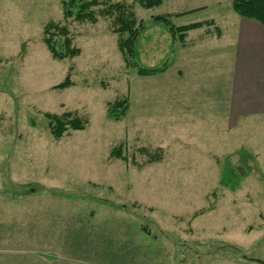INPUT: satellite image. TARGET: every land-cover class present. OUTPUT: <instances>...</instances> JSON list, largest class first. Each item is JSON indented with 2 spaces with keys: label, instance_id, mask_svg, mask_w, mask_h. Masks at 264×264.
Here are the masks:
<instances>
[{
  "label": "rangeland",
  "instance_id": "rangeland-1",
  "mask_svg": "<svg viewBox=\"0 0 264 264\" xmlns=\"http://www.w3.org/2000/svg\"><path fill=\"white\" fill-rule=\"evenodd\" d=\"M62 1L0 0V264H75L61 258H67L66 244L75 243L78 230L99 249H121L136 239V264H202L198 256L206 253L264 260V237L248 243L252 235L246 232L264 216V173L255 159L230 154L205 174L197 171L205 164H194L193 150L147 164L149 155L138 147L153 150L165 134L135 135L139 74L119 48L116 15L67 20ZM105 1L101 7L119 2L137 23L143 20L133 43L137 56L128 59L153 66L170 60L175 40L170 24L154 16L182 13L172 17L178 24L181 17L220 12L232 0H221V7L219 0H164L151 8L136 0ZM50 21L68 26L79 55L53 57L44 40ZM55 40L64 51L62 37ZM68 73L74 85L55 89ZM127 95L128 109L115 120L108 103ZM76 110L90 120L87 128L56 139L44 113ZM120 144L127 161L111 156ZM70 204L82 209L66 217Z\"/></svg>",
  "mask_w": 264,
  "mask_h": 264
},
{
  "label": "crops",
  "instance_id": "crops-1",
  "mask_svg": "<svg viewBox=\"0 0 264 264\" xmlns=\"http://www.w3.org/2000/svg\"><path fill=\"white\" fill-rule=\"evenodd\" d=\"M233 1L215 14L187 20L181 17L182 22L178 24L172 20V16L170 20L176 29L171 32L176 42L174 40L169 46L170 60L162 65H153L165 67L158 73H138L135 135L137 137L139 134L148 135L158 131L165 134L164 141L155 145L153 150L145 145L138 147L139 151H150L158 157L155 161L148 159L147 164H163L170 155L180 156L182 151L183 155L188 156V151L193 150L192 153L196 151L198 155L194 164H205L197 168L203 174L208 171L205 169L207 166H221L222 158L232 154L241 159L244 156L246 159L254 158L263 175L264 25L256 19L238 14L234 10ZM218 2L221 7V0ZM207 7L205 5V9ZM197 23L201 25L184 32L177 31L178 27ZM213 167L210 170L213 171ZM191 172L197 174L195 170ZM208 177L190 176L188 180L200 181ZM240 177L244 178V175ZM223 179L221 177V183ZM214 191L210 194H215ZM70 205L64 207L66 217L74 216L75 212L82 209ZM9 210L10 216L14 217L15 210ZM262 219H259L256 227L251 224L247 227L246 232L252 235L248 243L264 237V216ZM12 222L15 223V220ZM82 228L87 233L86 228ZM75 234L77 240L72 245L66 244V252L68 249L70 251L67 258H61V261L75 264L138 262L136 253L132 251V248L137 250L133 244L136 239L121 249L115 246L117 250H114L105 245L99 249L94 248L89 240L86 243L80 230ZM126 236L123 234V238L128 239ZM172 256H175V250ZM43 258L47 262L59 261ZM198 258L204 259L202 264H261L242 257L240 253L226 256L206 253L205 257L199 254ZM250 258L263 257L251 255Z\"/></svg>",
  "mask_w": 264,
  "mask_h": 264
},
{
  "label": "trees",
  "instance_id": "trees-1",
  "mask_svg": "<svg viewBox=\"0 0 264 264\" xmlns=\"http://www.w3.org/2000/svg\"><path fill=\"white\" fill-rule=\"evenodd\" d=\"M142 6L151 8L162 4L163 0H136ZM64 17L68 20L74 17L80 22L90 21L97 22L99 15L108 17L116 15V21L119 26L115 28V31L119 32L121 37L119 38V48L125 55L127 65L136 67L137 73L141 75L154 74L164 70L165 67L156 66H141L135 60L131 62L128 56H137L136 42L141 30L144 28L143 20H139L137 23L136 15L132 11H128L125 4L115 2L110 3L106 8L101 7L105 0H63ZM234 10L244 17H249L258 20L264 25V0H234ZM175 15H182V13H176ZM175 15H157L154 19H162L170 24V29L175 32V27L172 25L170 18ZM138 24V25H137ZM201 24H193L190 26L178 27L177 31L184 32L188 29L199 27ZM129 32L130 37L128 39L122 38L123 34ZM45 42L51 51L53 57L56 59H64L66 57H75L80 54L81 49L74 45L73 38L70 35V30L67 25H61L60 22L50 21L45 26ZM61 36L63 40L64 51H59L56 46V36ZM74 85L70 73L67 74L66 78L54 86L55 89H66ZM129 95L123 98H117L113 102L108 103V112L115 119L120 120L128 109ZM44 115L49 119L50 127L53 136L56 139H61L66 133L71 130H84L87 128L90 120L85 115L80 114L76 111H65L62 114L46 112ZM149 151V150H148ZM144 152H146L144 150ZM150 152V151H149ZM146 152L150 158L149 161H155L158 157L151 152ZM125 149L122 144L115 146L112 149L111 156L126 160L127 156L124 154ZM133 162L137 166H141L135 159ZM204 212V211H203ZM242 257L255 260L264 264V260L250 258L244 254Z\"/></svg>",
  "mask_w": 264,
  "mask_h": 264
}]
</instances>
